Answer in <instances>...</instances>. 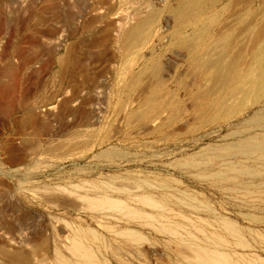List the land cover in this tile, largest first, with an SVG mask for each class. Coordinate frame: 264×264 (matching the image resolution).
I'll list each match as a JSON object with an SVG mask.
<instances>
[{
  "label": "rangeland",
  "instance_id": "obj_1",
  "mask_svg": "<svg viewBox=\"0 0 264 264\" xmlns=\"http://www.w3.org/2000/svg\"><path fill=\"white\" fill-rule=\"evenodd\" d=\"M177 2L0 0V264H61L58 252L74 264H89L71 250L77 238L102 264H191L178 255L177 238L162 231H175L176 225L178 240L215 247L217 235L223 236L233 263L264 264V151L241 160L217 153L242 137L264 142V94L253 99L264 65V34L255 38L264 29V2L250 8L233 0L218 5L215 36L196 63L175 42L171 8ZM151 14L155 18L139 47L126 48L124 30ZM225 35L235 44L220 45ZM238 49L236 66L244 76L231 89L219 87L217 95L227 110H240L196 119L195 94L213 87L216 67L231 63ZM154 60L159 76L142 74ZM140 72L138 90L130 99L121 97ZM160 86L181 105L176 121L153 132L167 119L165 109L148 121L151 128L128 123V112L140 109L148 91ZM29 115H36L34 122L27 121ZM88 143L89 148L76 147ZM68 145L76 147L71 155L63 153ZM49 147L55 152L48 153ZM162 180L165 186L158 185ZM92 186L100 187L98 197L121 199L140 213L132 218L115 209H91L81 198ZM145 194L159 203H142L138 197ZM223 218L238 224L249 248L226 232Z\"/></svg>",
  "mask_w": 264,
  "mask_h": 264
},
{
  "label": "bare ground",
  "instance_id": "obj_2",
  "mask_svg": "<svg viewBox=\"0 0 264 264\" xmlns=\"http://www.w3.org/2000/svg\"><path fill=\"white\" fill-rule=\"evenodd\" d=\"M223 1L224 0H178L177 4L174 5L171 8L172 13L174 14L173 16L175 17V25H176V28H177L176 29L175 42L177 43V45H179L182 48H185L187 50L188 54L190 55L188 57H190V59H191V61L193 63H196V62L200 61V59L203 57L201 55L208 52L210 41L212 40L213 36H215V33H216L214 28L217 25V23L219 22V19H220L221 15H222L221 11L214 10V9L218 5H220ZM233 1L235 3H239L240 1L244 2L245 8H250L253 5V3H255L256 0H233ZM261 1L264 2V0H261ZM241 2H240V4H241ZM228 4L229 3H227V4H225L223 6L224 10L227 7H230V5H228ZM245 10H247V9H245ZM151 11H153V9ZM154 13H155V11H154ZM224 13H225V11H224ZM154 18H155V16L153 14H151L148 17H146L145 19L142 18V20H140L138 23H136V24L130 26L129 28H127L126 30H124L123 38H124V42H125L126 48L127 47L129 48L130 46H138L140 44V42L147 36L148 26H149L150 22ZM260 21H261V19H260ZM253 22H256V21H253ZM247 24H248V22H247ZM186 30H190V34L189 35H185L186 34L185 33ZM230 30H231V28H230ZM263 30L264 29H263V26H262L261 29L255 34V38L257 36H259V35H263L264 34ZM219 32H221V31H219ZM225 33H226V31H225ZM239 33H241V32H239ZM263 36H262V38H263ZM221 38H222V41H221L222 43L220 45L223 44V46L226 47V48L229 47V46H232L233 42L235 44V41L232 40V39H228V36H226V35L222 36ZM256 44H258V43H256ZM215 46H214V48H215ZM240 49H238L239 52H237L234 55L235 56L234 59L230 60V61H232L231 63L229 62L228 65L225 64V65H219V66L216 67L215 73L213 74V81H214L213 87H211L207 91L198 92V93L195 94L194 98L197 99L198 101H200L199 104H198L197 110H196V119H199L201 121H206V120H211V119H217V118H220V117H227L229 115L230 116L231 115H233V116L237 115L235 113H237L238 110H240V105L231 106V110H227L228 108H225L223 106V101H222L223 97L217 95V90H219L218 89L219 87H225V88L231 89L235 82H237V81H239V80H241L243 78L244 72L239 67L236 66V63L239 61L240 56L242 55L241 52H240ZM243 49L245 50V48H243ZM212 50H213V48H212ZM220 50H222V49H220ZM251 52H252V50H251ZM251 52H249V53H251ZM259 53H260V51H259ZM210 54H211V52H210ZM214 54H216V53H214ZM225 54H226V52H225ZM256 54H257V52H256ZM217 55H219V53H217ZM226 55L228 56V54H226ZM129 56H130V54H129ZM223 56H224V54H223ZM223 56H221V58H219V56H218L217 58H219L221 60ZM254 57H255V55H254ZM254 57H253V59H254ZM67 58H68V56H67ZM62 61H63L64 67H67L68 64L66 62V58H65V60H62ZM204 61H206V60H204ZM209 61H211V60H209ZM217 61H218V59H217ZM207 63L208 64H212L211 62H207ZM215 63H218V62H215ZM215 63L213 62L214 65H216ZM219 63H220V61H219ZM204 65L201 62V64H199L198 66L202 69ZM214 65H213V67H215ZM250 67H251V65H250ZM192 68H194V67H192ZM159 69H160V66H159L158 60H154L150 65H148L145 69H143L142 74H144L148 70V71H151L154 74L155 77H158L159 76V71H160ZM201 69H198V73L200 75L199 77H201L202 75L204 76L203 71H205V68H204L203 71ZM190 70H192V69H190ZM193 70H192V72H193ZM60 73H61V71H60ZM61 74H63V73H61ZM61 74H60V79L62 78ZM65 76H67V75L65 74ZM140 77H141V72L139 74H136V75L134 74L127 81V83L125 84L124 88L122 89L121 97L124 96L125 98L130 99L131 95L135 91H137L138 88H139ZM201 79H202V77H201ZM63 80L65 81V78ZM149 80H151V79H149ZM196 81H198V80H196ZM157 83L159 84V82H157ZM141 92H143V91H141ZM166 94H167L166 90L164 88H161V86L160 87H156V88H152L151 90H149L148 93L144 96L143 105L141 106V108L138 109V110H131L130 112H128L129 114L126 116L127 122L128 123H130V122L133 123L134 122V124L140 125L143 128H147V129L151 128L150 124H152V123L149 124L148 121H150L153 117H157L158 114L161 113L162 111H164L165 109H167V110L169 109L168 110L169 113H167L168 117H166L167 119H163L162 120V118H161L160 119V123L156 127H154V131L153 132L154 133L158 132L163 127H166V126L172 124L173 122H175L176 119L178 118L179 114L182 113L181 112V105L177 102V100H175V98H173V96L170 97V98H167ZM191 94H190V98L192 97ZM263 94H264V65L262 66L260 77L255 81V94L253 96V99L257 100ZM194 102L196 103L195 100H194ZM144 106H145V108H143ZM35 116L34 115H29L28 118H27V121L28 122H34V120L36 119ZM156 119H158V118H156ZM152 126H153V124H152ZM64 143H66V142H64ZM64 143L62 144L63 146H64ZM67 143H69V142H67ZM78 144H80V143L78 142ZM62 145H61V148H62ZM73 145L74 144H72V146ZM68 146H70V145H68ZM72 146L67 148V150L64 151L63 153L66 154V155H71V154H73L72 152H73V150L76 147L89 148V147L92 146V144L88 143V144H85L83 146L77 145L75 148L72 147ZM50 148L51 147H49V149H46V151L48 153L55 152L54 149H50ZM59 148H60V146H59ZM60 149H59V151H60ZM258 151H264V142L263 141L255 142V141H251L249 139H244L242 137V139H239L236 142H230V143H226V144L222 145L220 148H218L217 153H218L219 156H221L222 158H224L226 160L227 159H234V160L235 159L236 160L240 159L241 160V159L254 158ZM76 153H78V152H76ZM255 179H257V178H255ZM143 181H147V180L143 179ZM158 183H159L158 184L159 186H165L167 182H166V180H162V182H158ZM103 184L105 186L110 185V183H108V182L107 183L103 182ZM127 184H128L127 182L125 184L121 183V185H124V186H128ZM118 185H120V183ZM130 185H132L131 187L134 188V186H133L134 184L130 183L129 186ZM108 187H110V186H108ZM64 188H66V187H64ZM83 188H85V187H83ZM99 189H100V187H98V186H92V187H90L88 189L86 195H84V197L81 198V199H83V198L86 199V201H87V205L86 206H89L91 209H94V210H97V211L101 210L103 212H105L104 210H106L107 208H109V210H114L115 209V210H118L119 212L129 216V217H132V218L134 216H136L137 213L138 214L140 213L138 210H136V209L134 210V208L129 210L127 205H126V202L121 200V199L112 198V197H110L108 195H104L105 197H98L97 195L99 193ZM258 192H260V191H258ZM258 192H257V194H258ZM231 193H233V192L231 191ZM263 193H264V191H263ZM263 193H262V196L264 195ZM91 194H93V195H91ZM258 196H260V193L258 194ZM246 197H248V196H246ZM138 198H140L142 203L148 204V205H150V207L152 205L156 206L159 203L157 201L155 202V198L154 197H152L150 195H147V194L142 195L141 197H138ZM256 198H258V197H256ZM189 199H192V198H189ZM252 199H254V198H252ZM255 199L253 201H255ZM258 199H261V198H258ZM258 199H256V201H258ZM91 209H89V210H91ZM202 211H204V210H202ZM97 216H98V214H97ZM192 222H193V220H192ZM205 223H206V221H205ZM222 224H223L224 229L226 230V232L229 235H232L233 237L237 238L236 239L237 240L236 243L238 245H241L243 247H248L249 248V246L246 244V242L241 238V233L240 232H242V229L239 228L237 223H235L234 221L228 220V219H224ZM178 228L179 227L176 225V229L177 230L174 231V229H172V227L165 226V227H163L162 231L167 232L170 235H174L175 238H177L176 240H177L178 244L176 245V250L178 252V255L181 256V254H182L183 256H181V257L184 258L186 261H189V263H191V264H235V262L233 263V261H234L233 255H232L233 253L231 254V253L227 252L228 248H227V251H225V249H224L229 244H228V240H226L223 236L217 235V239L215 241L217 243V246L209 247V246L202 245L201 243H197V242L192 241V240L190 242L186 241V240L182 241V239L178 240L179 239V237H178L179 236ZM198 230H200V229H197V231ZM77 231H79V230H77ZM89 232H90V236L92 238L96 239L98 237L97 234L94 231L90 230ZM160 233L161 232H159V234ZM200 233H202V231ZM80 234L82 235V233L79 231L76 235L80 236ZM262 236L263 235L260 234L259 237H262ZM128 237H130V236H128ZM130 238H132V237H130ZM79 239L77 238V239H73L72 242L70 241L71 242V250L78 257L84 259L89 264H102L101 262L97 261V259L95 258L93 250L87 244L83 243ZM246 253H248V252H246ZM117 255H120V254H117ZM24 258L28 259L27 256H24ZM57 258H58V260H59V262L61 264H74L70 260L64 259L62 257V255H61V253H59V252L57 253ZM262 259L260 258L259 260H262ZM122 261H124V260H122ZM24 262H27V260H24ZM123 263H125V262H123ZM125 264H127V263H125ZM236 264H241V263H240L239 260H237Z\"/></svg>",
  "mask_w": 264,
  "mask_h": 264
}]
</instances>
